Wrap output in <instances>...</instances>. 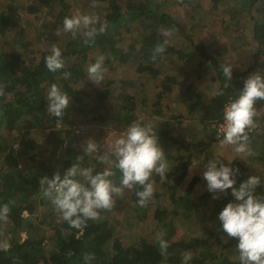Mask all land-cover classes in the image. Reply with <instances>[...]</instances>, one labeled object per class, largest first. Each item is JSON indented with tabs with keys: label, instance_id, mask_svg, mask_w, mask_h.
I'll use <instances>...</instances> for the list:
<instances>
[{
	"label": "trees",
	"instance_id": "16d2710c",
	"mask_svg": "<svg viewBox=\"0 0 264 264\" xmlns=\"http://www.w3.org/2000/svg\"><path fill=\"white\" fill-rule=\"evenodd\" d=\"M64 1L42 0L41 4L47 6L49 14L54 15L58 11L57 7ZM167 1L95 0L96 7H93L94 0H88L85 4L86 13L98 15L104 25V31L89 44L84 43L83 36L78 34L73 38L71 33L63 31L61 34L64 35L63 39L52 41L44 51L41 49L32 51V42L28 41L29 38H26L24 30L17 31L21 27L20 16L16 15V12L10 15L8 8L3 5L4 9L0 7V203L10 202L9 218L6 222H0V264H183L185 255L192 257L189 264H240L236 240L228 238L227 242L224 241L225 238L222 236L224 234L220 230L217 219L219 211L232 199L231 195L221 194L218 204L208 192L198 200H192L190 194L199 181V177H194L191 181L186 195L182 189L186 184L187 172L193 165V156L202 153L201 148L208 149L210 144L218 143L223 138L217 137L216 129L223 122L225 104L238 96L245 79L254 71L253 69L258 66L261 68L259 65L261 59L260 63L264 65V3L262 9L259 8L260 11L262 10L261 19L257 20L252 30L257 50L253 56V65L246 71H233L232 80H227L223 76L222 68L226 64L221 63L209 51L207 52L201 44L192 43L190 40L194 51L189 58L198 56L201 64L208 63V68L212 71L208 89L213 92L211 98L206 100L203 93L194 89V84H186L184 79L181 80L164 69L167 57H170L174 47L170 45L169 37L164 36L163 33L169 31L172 35L178 32V28L174 26L175 17L166 10ZM262 1L264 0H250V4L254 7ZM4 2L11 3L10 0H4ZM191 2L192 0H183L181 4L190 6ZM26 8L28 13L32 14L39 11L42 6L31 4ZM65 16L70 15L60 13L57 24L62 26ZM102 16H105V21H102ZM230 18L235 19V17ZM134 21H136L135 24H133ZM99 26V24L96 25V27ZM122 27L125 28L123 32L120 30ZM134 31L138 33L132 38L133 41L128 47L132 59L129 52L123 53V49L118 48L116 38H124ZM14 32L21 49L16 47L15 50L9 51L5 49L2 42L10 35H14ZM240 34L242 35L240 37H245L242 33ZM181 35L184 36L183 38H190L188 34ZM165 41H167L166 51L153 60V49ZM53 44L62 49L65 60V68L56 73L50 72L45 66V57L50 54ZM94 51H99V54L92 56ZM107 54L106 64L114 62L117 56L121 58L120 60L131 62L135 66L138 79L145 81V90L150 89L154 95L149 97L145 94V97L138 98L134 93H124L119 98L123 102L115 116L117 119L124 120L126 127L133 121L152 123L170 162L165 179L161 180L158 175L152 177L155 191L153 198L146 205L140 206L137 203L138 198L135 193L140 190L138 187L131 190L125 189V192L130 194V203L144 211L145 216L153 210L152 216L161 226L159 231L164 230L163 238L169 243L166 255L160 252L158 238L154 240L143 238L138 244H131L121 239L117 229L119 224L117 214L118 211H124L127 214L128 210L127 207L117 209L114 206L115 202L110 209L100 210L96 219L88 220L79 229L70 227L59 217L52 235L34 236L39 226L43 224V221L39 224L33 222L35 211L42 204L39 199L43 196L39 184L42 177L51 178L57 171L62 174L72 163H76L77 157L81 155L84 156L82 161L84 167L91 166L94 171H103L109 167L101 166L92 154L83 152L84 147L78 144L80 135L77 126L71 119L72 114H78L81 111L84 114H90V111L88 113L84 111V107L91 106L92 112L95 106L99 108L106 106L108 90L93 87L94 94H91L85 88L75 87V83L85 80L87 65L94 63L98 56L105 57ZM65 71L70 73L67 79L63 76ZM201 79L202 75L199 73L196 81ZM52 84H57L62 91L66 92L74 105V110L68 108L62 121L59 122L46 111V94ZM123 84L131 87L135 82L123 81ZM212 85L217 87L213 88ZM181 86L183 89L180 90L178 98L182 101V107L186 112L170 111L161 116V107L166 108L163 100H170L174 88ZM221 91L223 95H217ZM188 100L191 103L189 102L186 108L185 104H188ZM150 104L152 108H156L150 114L157 117L150 118L147 114L149 119L145 121L139 119L138 115H135L137 111ZM259 107L264 109V101H258L256 104L258 115L255 121L258 118H264V110L261 111ZM197 114H199L201 129H199L200 133L194 137L198 140L195 147L198 153H195L190 151V145L183 141V133L180 130L182 124L192 119L189 117ZM104 117L100 116L98 120L103 122ZM255 130L252 127L248 133L250 142H253L251 140L255 136ZM7 137L11 139L9 142L6 141ZM258 138L264 142V134ZM53 140L67 141L64 147L59 148L62 154L49 148ZM11 141L18 142V147H14ZM38 147L43 151H38ZM262 150L264 153V149ZM183 151H187V155ZM48 153L51 155L47 156ZM86 162L89 163L86 164ZM232 163L234 167L240 169V175L243 171H248L243 161L235 159ZM111 170L115 173L111 179L118 185L121 174L114 166ZM251 175H259L264 179V173L260 171H255ZM159 187L164 188L163 194L167 195L165 199H168V205L163 201L158 203L164 197ZM257 191L264 192V186ZM205 199H212L213 202L211 206L213 205L212 208H214L211 210V215L205 220L212 226L205 225L201 236L188 240H175L176 228L172 222L173 219L192 220L199 206L206 201ZM48 203H50L49 200ZM24 213L28 214L26 218ZM22 231L27 235L25 238L20 237ZM47 242H51L53 246L48 252L46 251ZM4 244L8 246L4 247ZM86 256L92 258L86 261Z\"/></svg>",
	"mask_w": 264,
	"mask_h": 264
},
{
	"label": "rangeland",
	"instance_id": "374dc122",
	"mask_svg": "<svg viewBox=\"0 0 264 264\" xmlns=\"http://www.w3.org/2000/svg\"><path fill=\"white\" fill-rule=\"evenodd\" d=\"M182 1L183 0H168L165 5L167 12L176 19V24L174 26L178 28V32L168 35V41L170 45L174 47V51L170 54V57H167L168 60L165 63L164 69L165 71L178 76L181 80L184 79L186 84H194V89L197 92L203 93V97L208 100V98H211L213 92L208 89L209 79L212 76V71L208 68V63L201 64L198 56L193 59L189 58L194 51L190 40H192V43L201 44L207 52L209 51L211 54L216 56L221 63L232 65L234 68L233 71H246V69L252 67L254 62L253 56L257 51L256 41L253 39L252 30L257 20L261 19L262 10L260 11L259 8L262 9L264 1L254 7L250 4V0H192L190 6L185 4L182 5ZM10 2L11 3L0 0V7L4 9L2 7L3 5L5 8H8L10 10V15H13L12 13L16 12V15L20 16L22 22L21 27L18 28L17 31L20 32L22 29L24 30V33L27 36L26 38H29L28 41L32 42V51H37L40 49L42 51H44V49L47 50L52 41L63 39L64 35H61L63 32L62 26L57 24L60 19V13H67L70 16L78 13L88 14V12L86 13L85 10V4L88 2V0H65L57 7L58 11L55 12L54 15H51L47 12V6L41 4L42 0H10ZM31 4L35 6L41 5L42 8L39 11L30 14V12L28 13L26 10V7ZM14 8H16L18 11H16ZM89 11H91V9H89ZM102 17V21H105V16ZM230 17H235V19H231ZM135 23L136 21L133 22V24ZM58 27L60 28L59 36L55 34ZM120 30L123 32L125 28L122 27ZM15 32L14 35H10L8 39L2 42L3 46H5V49L9 51L15 50L16 47L21 49L18 40L16 41L17 35ZM137 33V31H134L129 35H126L124 38H116L118 41L117 46L118 48L123 49V53H130V49L128 47L133 41L132 38H134ZM184 33L185 36L188 34L190 38H183L184 36L181 34ZM240 33L245 35V37H240L242 36ZM16 44H18V46H16ZM94 52L92 53L93 55L91 54L92 56H97L99 54V51ZM131 55L132 54L130 53V56ZM107 56L108 54L105 56V59ZM120 59L121 58L117 56L115 57L114 62L109 64L105 63L107 71L105 73V79L101 85H96L90 82L87 72L85 74V80L75 83V87L85 88L91 94H94L93 87H98L100 89L109 91L107 101L105 103L106 106H101V108H99L94 105L95 109L92 110V112L91 106L84 107V111L86 113L90 111V114H84L81 111L78 114H72L71 117L72 121L76 124L78 133L80 135L78 140L79 145L85 147L89 138H93L98 142L99 151L96 153H91L95 159H98L101 155L108 154L110 145L116 138H118L120 133L127 128L124 124V120L117 119L115 116L118 114L120 105L123 102L121 99H119L120 96L124 95V93H134V95L138 96V98L145 97V94L149 97L154 96L150 89H148V91L145 90V81L138 79V75L135 72V66L131 64V62H126ZM261 60L259 61L261 68L258 66L253 70H259L264 73V65L260 63ZM199 73L202 75V79L200 81H196V77ZM123 81H131L135 82V84L130 87L129 85L123 84ZM212 87L216 88L217 85H212ZM182 89L183 86L180 88L175 87L171 99L163 100L164 106H166V108H160L161 116H163L165 113H169L170 111L175 113H180L181 111H183V113L186 112L184 111V107H182V101H179L178 98V94ZM189 102L190 101L188 100V104H185V107L191 103ZM71 104L72 102H70L69 108L74 110V105ZM259 109H261V111L264 110L261 107H259ZM155 110L156 108H152L150 104L149 106L140 108L135 115H138L139 119H143L145 121V119H149L147 118V114L150 118L157 117L150 114ZM106 115H110L111 117L105 118L104 116ZM100 116L105 118L103 122L98 120ZM198 116L199 114L189 117L192 119L182 124V128L180 130V132L183 133V141L185 144L190 145V151L195 153H198L195 149L196 145L198 144V140H196L194 137L200 133L199 129H201L199 126L200 122ZM172 124L175 125V123ZM254 125L255 126L253 127L256 130L255 136L251 140L254 143L250 142V148L253 153L251 156L247 154L237 156V154L233 152L231 145L221 146L219 143L210 144L208 149L201 148V150H203L202 153L195 154L193 156V161H200V166L193 167L191 172L188 170L185 178L186 184L182 189V191H184V195L187 194L188 187L194 177H199V181L190 194L192 200H198L207 193L206 184L202 179V169L203 163H206L207 158L209 157L223 159L225 160V163H228L227 160L233 162L235 159L243 161L247 166L248 171H243L241 173L239 178H237L238 183L247 179V177L255 171L264 173V153L262 152V149H264V142L258 138L264 134V118H258ZM10 140V138H6L7 142ZM56 141L57 140L51 141L49 148L60 152L59 148L61 149L64 147L67 141ZM11 143L14 144V147H18V142L11 141ZM37 150L43 151L39 147ZM183 152L186 153L185 155L188 153L187 151ZM50 155L51 153L47 154V156ZM88 163L89 162H86V164ZM100 164L103 167L106 166L103 163ZM163 189V187H159V190L162 192V194L164 192ZM166 191H168V189H166ZM163 196L164 197L159 200L158 203L163 201L164 204L166 203L168 205V199H165L167 195L163 194ZM39 199L42 201V204L37 207L33 222L39 224L41 221H43V224L39 226V229H37L35 232L36 235L34 234V236H49L54 233L57 225L56 223L59 221V216L58 213L54 211L51 203H48V199L46 197L41 196ZM205 200L206 201L202 202L201 206H199L197 209V212L193 215L192 220L173 219L172 222L176 228V234L174 236L175 240H188L196 236H201L203 234V230L206 227L205 225L212 226L211 223L205 220L209 219V216L211 215V210L214 208H212L213 205L211 206V203L213 202L212 199ZM217 202L218 200H216V204H218ZM114 206H116L117 209L119 207H127L128 210L127 214L124 211H118L119 213L117 214L119 215L117 218L119 221L117 229L119 231V236L123 241H127L131 244H138V242L143 238L148 240L157 239V233L159 232L161 226L159 225L160 223H158V221L153 218V210L150 212V214L148 213V215L145 216V214H143L144 211L142 212L141 209H137L135 205L133 206L130 203V194L127 191H124L123 196H117L115 198ZM129 206L133 207L128 208ZM52 209L53 211L51 212ZM27 216L28 214L24 213V217L26 218ZM205 222L208 224H204ZM26 236V233L22 231L20 237L25 238ZM222 236L225 238L224 241L227 242L228 237H226L225 234ZM7 237H9V235H7ZM46 245V251L48 252L53 246L51 242H47Z\"/></svg>",
	"mask_w": 264,
	"mask_h": 264
},
{
	"label": "clouds",
	"instance_id": "9594fccd",
	"mask_svg": "<svg viewBox=\"0 0 264 264\" xmlns=\"http://www.w3.org/2000/svg\"><path fill=\"white\" fill-rule=\"evenodd\" d=\"M92 6L96 7L95 0ZM97 24L100 26L96 27ZM62 29L71 33L73 38L78 34L83 36L84 43L89 44L104 31V25L96 14L78 13L65 16ZM55 34L60 35L59 27ZM170 34L169 31L163 33L164 36ZM166 43L167 41L158 44L153 49V60L166 51ZM45 66L53 73L65 68L62 49L56 44L52 45L50 54L45 57ZM233 69L230 64L223 66L222 73L227 80L233 79ZM106 71L103 55L86 67L89 81L96 85L103 83ZM63 76L67 79L70 73L65 71ZM217 95H223V92H218ZM258 101H264V73L256 70L245 79L238 96L225 104L223 109V138L218 143L221 146L231 145L237 156L253 155L248 133L258 115ZM46 102V111L59 122L65 116L71 99L57 84H52L47 90ZM98 151V142L89 138L83 152L91 154ZM83 159V155L78 156L77 162L72 163L62 174L57 171L51 178L44 176L39 182L42 195L50 201L54 211L70 227L76 229L81 228L88 220L96 219L100 210L110 209L115 198L123 196L125 189L138 187L140 190L135 193L137 203L140 206L146 205L155 191L152 177L158 175L163 180L170 168L156 128L152 123L139 121L130 123L110 145L109 153L99 156L98 162L109 167L103 171H94L91 166H82ZM224 161L209 157L202 169L206 190L214 200L220 199L221 194H230L232 197L217 215L220 230L229 239L236 240L240 264H264V192L257 191L264 186V179L259 175H249L238 183L240 169L234 167L231 161ZM112 166L121 174L118 185L111 179L115 175L111 170ZM199 166L200 161L194 160L189 171ZM9 203H0V222H6L9 218ZM164 235L163 229L157 233L162 255H166L169 248ZM7 246L4 244V247ZM91 258L86 256L85 260ZM191 259V255H185L183 264H189Z\"/></svg>",
	"mask_w": 264,
	"mask_h": 264
},
{
	"label": "built area",
	"instance_id": "2783aa9c",
	"mask_svg": "<svg viewBox=\"0 0 264 264\" xmlns=\"http://www.w3.org/2000/svg\"><path fill=\"white\" fill-rule=\"evenodd\" d=\"M223 124V122L222 123H220V125L217 127V129H216V131H217V137L218 138H222L223 137V132H222V129H221V125Z\"/></svg>",
	"mask_w": 264,
	"mask_h": 264
}]
</instances>
